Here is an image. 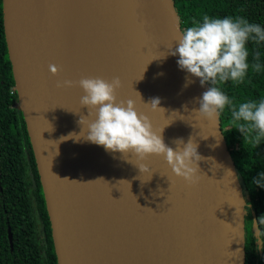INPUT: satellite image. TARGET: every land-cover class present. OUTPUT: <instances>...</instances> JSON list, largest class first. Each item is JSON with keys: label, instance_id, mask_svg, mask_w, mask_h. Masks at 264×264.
<instances>
[{"label": "water", "instance_id": "water-1", "mask_svg": "<svg viewBox=\"0 0 264 264\" xmlns=\"http://www.w3.org/2000/svg\"><path fill=\"white\" fill-rule=\"evenodd\" d=\"M20 1L3 0L20 107L37 157L58 264H81L77 257L80 239L73 234L76 213L62 148V125L47 61L40 53L41 24L47 23L36 12V5L33 17L27 10L18 19ZM94 2L109 52L120 68L122 87L135 100L137 111L148 115L158 132L164 128L162 136L169 147L176 148V139L187 143L193 138L204 158L199 162L202 176L195 185L176 177L162 156L145 161L149 192L142 229L150 235L137 234L144 251L135 253L136 259L140 264H246L244 191L220 119L213 123L192 115L210 87L181 70L179 57L170 54L182 32L174 0ZM14 39H19L24 52L13 48ZM53 43L48 28V45ZM135 91L144 103L159 99L165 111L145 108ZM9 238L13 249L11 230Z\"/></svg>", "mask_w": 264, "mask_h": 264}, {"label": "bare ground", "instance_id": "bare-ground-1", "mask_svg": "<svg viewBox=\"0 0 264 264\" xmlns=\"http://www.w3.org/2000/svg\"><path fill=\"white\" fill-rule=\"evenodd\" d=\"M51 1H56L54 7ZM51 1L21 0L17 17L21 19L27 10L32 12L33 17L35 5L40 2L39 11L54 37L53 45L41 40L40 53L47 61L56 112L62 121V137H68L61 140L76 213L73 234L80 239L77 257L81 264H140L134 254L143 252L144 245L136 236L143 234L147 238L150 235L143 233L142 229L146 222L145 206L149 192L146 171L141 173L139 167L133 164L140 163L134 157H123L120 153L106 151L103 146L91 143L83 136L77 137L82 130L80 117L88 114V109L80 105L83 90L78 85L57 87L58 81H79L81 77H102L109 81L119 77L122 82L120 68L109 52L94 0H72L74 8L70 10L67 9V4L71 7L70 0ZM76 9L80 16V32L77 36V56L71 60L65 50L72 43V39L69 40L68 25ZM29 23L28 20L23 26ZM56 25L57 32L54 30ZM59 28L61 38L57 37ZM12 41L18 53L24 52L19 39ZM50 64L60 69L58 75L49 71ZM128 99H131L129 93L121 87L118 100ZM145 161L142 163L145 164ZM103 209L108 210L109 227L115 233L102 234L104 231L101 223L105 218ZM92 214L98 224L89 221Z\"/></svg>", "mask_w": 264, "mask_h": 264}, {"label": "trees", "instance_id": "trees-1", "mask_svg": "<svg viewBox=\"0 0 264 264\" xmlns=\"http://www.w3.org/2000/svg\"><path fill=\"white\" fill-rule=\"evenodd\" d=\"M174 4L182 30L204 14L218 18L241 16L264 29V0H174ZM246 47L249 65L257 62L255 57L259 53L261 67L259 72L250 67L240 83L227 81L222 85L225 94L235 98L237 104L264 98V42L249 41ZM219 119L244 191L246 264H264V223L259 230L255 227V221L264 216V181L261 186L253 182L264 172V140L258 145L245 142L229 123L227 109ZM37 216L42 223V237ZM0 264H58L37 157L20 107L3 0H0Z\"/></svg>", "mask_w": 264, "mask_h": 264}, {"label": "clouds", "instance_id": "clouds-1", "mask_svg": "<svg viewBox=\"0 0 264 264\" xmlns=\"http://www.w3.org/2000/svg\"><path fill=\"white\" fill-rule=\"evenodd\" d=\"M249 41L264 42V29L259 24L250 23L241 16L218 18L204 14L200 20L183 28L176 42L178 46L174 49L172 46L170 54L179 57L177 63L181 70L199 78L201 85H211L198 100L199 108L193 109L192 115L197 120L214 123L227 109L229 123L241 133L243 140L258 145L264 140V98L237 104L235 98H230L222 89L227 81L242 82L250 67L254 72L260 71L259 53L255 57L256 63L249 65L247 62L249 51L246 44ZM49 71L58 75L60 69L50 64ZM77 85L84 93L80 98L81 108L88 109V114L80 117L82 130L77 137L83 136L106 151L120 153L123 157H134L140 163L130 162L137 165L141 173L148 171L143 161L150 156H162L176 177L189 185L199 183L202 176L199 162L204 158L198 153V144L193 138L187 143L183 139L174 140L175 149L165 144L164 128L159 132L155 130L149 116L137 111L135 100H118V90L122 87L119 77L111 81L102 77H81L79 81L66 79L57 82L58 88ZM135 92L142 101L140 93ZM143 104L150 111L164 110L159 106V99ZM65 138L68 137L61 139ZM261 181H264V172L253 182L261 186ZM262 223L264 216L255 221L257 230Z\"/></svg>", "mask_w": 264, "mask_h": 264}, {"label": "rangeland", "instance_id": "rangeland-1", "mask_svg": "<svg viewBox=\"0 0 264 264\" xmlns=\"http://www.w3.org/2000/svg\"><path fill=\"white\" fill-rule=\"evenodd\" d=\"M51 1V0H50ZM71 1V7H69V4H67V9L68 10H70L71 8L73 9L74 7H73V1L72 0H70ZM51 3H52V5L55 3L56 4V1L54 2V1H51ZM39 4H40V2H37V4H36V12L38 13V15H39V8H38V6H39ZM53 7H54V5H53ZM80 19V16H79V14H78V12H77V9H76V14L74 15V17H72V16H70V26L68 25V33H69V40L70 39H72V43H71V46H70V44H69V49L68 50H65V52L66 53H68V55L70 56V59L71 60H73L74 59V57L75 56H77L76 54H77V52H76V54H75V50L78 48V46H77V36H78V34H79V20ZM57 28H58V25H56L55 27H54V30H56V32H57ZM41 31H42V37H43V39H45L46 41V43L48 44V26H47V24H45V23H42L41 24ZM53 37V36H52ZM58 38H61L60 37V28H59V30H58V36H57ZM54 38V37H53ZM58 40H60V42H61V39H58ZM78 50V49H77ZM83 52H81V53H78V55L79 54H82ZM75 54V55H74ZM74 55V56H73ZM73 62V61H72ZM59 122H60V124L62 125V121L59 119ZM93 145V148H94V144H92ZM105 200H106V198H105ZM105 200L103 201L104 203H105ZM110 203V202H109ZM111 204H113L112 202H111ZM110 205V204H109ZM103 211L105 212L104 213V216L106 217V215H108L107 216V219H105L104 218V221L101 223V226H102V229H103V235H106V234H111V233H115L116 231H114L112 228H110L109 227V225H110V223H109V212H108V210L107 209H103ZM91 211H89V215L88 216H90V213ZM93 215V214H92ZM37 218H38V220H39V231L41 232V237H42V223H41V221H40V219H39V217L37 216ZM89 221L91 222V224H93L94 222H95V224H98V222L96 221V218H95V216L93 215L91 218L89 217ZM105 222V223H104ZM92 239H93V237H92ZM138 241H140V240H138ZM92 247V246H91Z\"/></svg>", "mask_w": 264, "mask_h": 264}]
</instances>
